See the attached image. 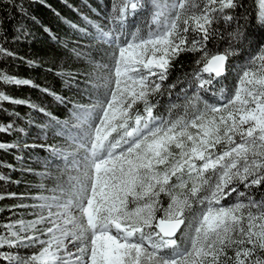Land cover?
<instances>
[{
	"label": "snow or ice",
	"instance_id": "snow-or-ice-1",
	"mask_svg": "<svg viewBox=\"0 0 264 264\" xmlns=\"http://www.w3.org/2000/svg\"><path fill=\"white\" fill-rule=\"evenodd\" d=\"M9 6L28 18L20 0H0ZM242 8L244 0H113L107 25L74 8L82 24L69 22L72 51L85 70L58 75L88 103L5 71L9 60L24 59L10 42L31 35L5 13L0 104L40 113L31 122L44 133L38 138L61 143L40 145L50 158L34 194H0L21 200L0 209L10 213L0 220V264H264V198L254 195L264 189V46L231 62L253 43L252 15ZM138 10L146 15L129 28ZM253 15L264 26V0ZM222 27L221 51L213 42ZM182 54L194 57L190 70L167 83ZM5 86L36 87L67 104L69 115L12 97ZM12 131L24 129L0 125Z\"/></svg>",
	"mask_w": 264,
	"mask_h": 264
},
{
	"label": "trees",
	"instance_id": "trees-1",
	"mask_svg": "<svg viewBox=\"0 0 264 264\" xmlns=\"http://www.w3.org/2000/svg\"><path fill=\"white\" fill-rule=\"evenodd\" d=\"M20 3L28 11V18L26 19L17 16L11 6L7 9L0 8V23L4 22L5 13H7L8 19L11 20L13 25H16L17 20H21L31 32V35L27 39L19 43L14 41L10 42L11 47L18 56L24 59L9 60L4 66L5 71L14 73L20 79H30L40 88H48L74 101H83L84 98L77 92L76 85L73 84L69 88L63 82L67 79V76L61 77L58 75L59 72L74 75L76 72H83L85 70L80 62L76 60L72 51L74 42L77 40V33L70 28L69 22H75L78 25L82 24L74 8H80L91 15L102 16L100 12L105 13L111 7L110 0H42V2L41 0H20ZM84 3L88 4V8H84ZM68 5H72L73 7H69ZM245 8L252 15V20L247 28V36L252 39L253 43L249 49H244L241 55L234 57L231 61L232 63L241 62L246 57L255 54L264 43V26L257 25L255 16L253 15L257 10V0H244V8L240 9V11H244ZM144 12L142 10L140 13ZM32 17L36 18V23L33 22ZM133 18L134 16L129 19L132 20ZM233 26H235V22H233ZM45 27L49 29V32L44 31ZM221 32L223 33V39L218 38L213 43L222 51L227 46L226 41L228 37L225 27L221 28ZM9 36H11V31L9 32ZM52 36H55L56 39H52ZM85 43L86 41L80 40V47L85 46ZM66 45L67 47H65ZM211 46L209 45V47ZM193 59L192 54H182L175 62V66L171 70L167 83L175 81L181 73L188 72L192 66ZM29 61H32V63L29 64ZM5 87L12 97L27 99L33 103L42 104L61 119H65L69 115L67 104L58 105L52 96L45 94L36 87ZM167 101L168 97L165 96L161 99V104L164 105ZM160 111L163 112L164 108L161 107ZM16 113L19 114V117L15 115ZM32 118H35V120ZM40 119H42L40 113L26 106H17L9 102L0 104V125L13 123L16 128H22L25 132L28 129L38 130L39 128L35 127L31 122ZM23 133L16 131L0 132V142L14 144L13 141L17 139V136H22ZM54 140L56 139L49 137L47 140L43 139L42 142L35 143L34 147L30 146L25 148L24 145H20V148L0 149V165H3L0 166V175L10 177V181H0V194H34V175L30 174L31 172H22L18 168V163L22 155L26 158L25 154L29 153V150L33 151L32 154L35 157H49L47 147H40V145L52 144ZM8 165L12 167L9 168ZM254 195L257 198H264V189L255 191ZM24 202L26 203V201ZM19 203H21V200L16 198L0 200V209H6L8 205ZM9 215L10 213L8 211H3L0 213V220L6 219Z\"/></svg>",
	"mask_w": 264,
	"mask_h": 264
},
{
	"label": "rangeland",
	"instance_id": "rangeland-1",
	"mask_svg": "<svg viewBox=\"0 0 264 264\" xmlns=\"http://www.w3.org/2000/svg\"><path fill=\"white\" fill-rule=\"evenodd\" d=\"M110 2H111V5H112L113 0H110ZM110 11H111V7L105 13L104 12H100V14L102 16L91 15L90 13H87L86 11H84V13H86L87 15H89L90 18H92L93 20H95V21H97V22H99L101 24L107 25V19L106 18L110 14ZM141 11L142 10H138L137 13L134 15V18L132 20H130L129 18L127 19V24H128V26H130V28H132V27H134L136 25L137 20L141 16L146 15V12L140 13ZM84 45L85 46H81V48H86L88 46L87 42ZM261 46H264V43ZM259 50H260V48H259ZM259 50L255 54H253V55H257L258 52H259ZM109 51H111V50H109ZM245 59H243L241 62H235V63H242V62L245 61ZM234 81H235L234 74L229 73L228 78H227V83L232 84V83H234ZM81 87H83L82 84H81ZM83 98H84V100L83 101H80V102H82V103H88L87 98L85 96H83ZM32 119L35 120V118H32ZM43 136H44V133L41 132L39 129L38 130L28 129L27 131H25L23 133L22 136H17V139H15L13 141V143L14 144L19 143L21 146H23L25 143L28 144V145H34L37 142H42L43 139L42 138H38V137H43ZM58 143H61V141L54 140L52 144H58ZM32 152H33L32 150H29V153L25 154L26 155V158L23 155L21 156V159H20V161L18 163V168L22 172H25V173H30L29 171H25V169L31 168L32 171H31L30 174H33L34 175L33 176L34 179H35L34 180V185H37L41 181H43V179H44V177L41 175V173L45 170V161L50 158V155L47 158H45V157H37V156L35 157L32 154ZM26 203H31V201H26ZM24 211L25 210L22 209L19 212L23 213Z\"/></svg>",
	"mask_w": 264,
	"mask_h": 264
}]
</instances>
